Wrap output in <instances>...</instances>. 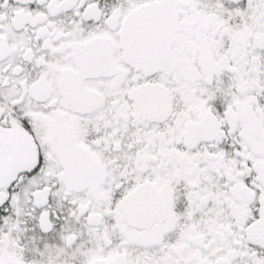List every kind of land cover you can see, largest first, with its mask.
<instances>
[{
    "label": "snow or ice",
    "instance_id": "1",
    "mask_svg": "<svg viewBox=\"0 0 264 264\" xmlns=\"http://www.w3.org/2000/svg\"><path fill=\"white\" fill-rule=\"evenodd\" d=\"M0 264H264V0H0Z\"/></svg>",
    "mask_w": 264,
    "mask_h": 264
}]
</instances>
